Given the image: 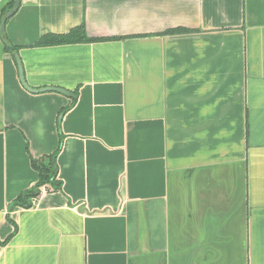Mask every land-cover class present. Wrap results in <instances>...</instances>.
I'll return each mask as SVG.
<instances>
[{
	"label": "crops",
	"instance_id": "0c3cea01",
	"mask_svg": "<svg viewBox=\"0 0 264 264\" xmlns=\"http://www.w3.org/2000/svg\"><path fill=\"white\" fill-rule=\"evenodd\" d=\"M80 25L96 40L38 44ZM15 54L67 93L27 90ZM50 155L60 190L17 203ZM0 264H264V0H20L0 32Z\"/></svg>",
	"mask_w": 264,
	"mask_h": 264
},
{
	"label": "trees",
	"instance_id": "16d2710c",
	"mask_svg": "<svg viewBox=\"0 0 264 264\" xmlns=\"http://www.w3.org/2000/svg\"><path fill=\"white\" fill-rule=\"evenodd\" d=\"M11 6L12 3H10L9 7L5 11L10 9ZM93 40L96 39L88 37L84 30V26L80 25L72 28L68 33L65 34H49L47 37L42 38L38 42V44L54 45V44H63V43H71V42H79V41H93ZM5 48L7 51L11 52L12 54L13 52L16 51V47L12 46L10 43L6 41H5ZM54 155L45 156L39 159L32 160V166L38 173V181L31 189L27 190L16 199L17 203L25 206L29 205L31 198L37 197L41 192V188L45 185H49V187H51L53 190H60L61 182L56 178V173H55L56 168L53 160Z\"/></svg>",
	"mask_w": 264,
	"mask_h": 264
},
{
	"label": "water",
	"instance_id": "95a60500",
	"mask_svg": "<svg viewBox=\"0 0 264 264\" xmlns=\"http://www.w3.org/2000/svg\"><path fill=\"white\" fill-rule=\"evenodd\" d=\"M19 4H20V0H13V5H12L11 9L8 10L5 13L4 19L0 23V32L4 31L6 19L11 17L17 11V9L19 7ZM14 57H15V60H16V63H17V70H18V74H19V80H20L21 84L27 90L32 91L34 93L46 92V91H55V92H59V93H67V91H65L64 89H62L60 87H54V86H45V87H40V88H32V87H30L25 81L21 60H20L18 54H15Z\"/></svg>",
	"mask_w": 264,
	"mask_h": 264
}]
</instances>
